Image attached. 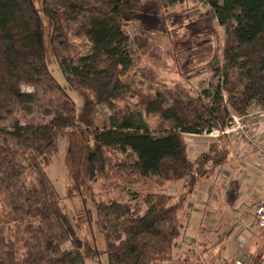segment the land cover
<instances>
[{
    "label": "trees",
    "instance_id": "trees-1",
    "mask_svg": "<svg viewBox=\"0 0 264 264\" xmlns=\"http://www.w3.org/2000/svg\"><path fill=\"white\" fill-rule=\"evenodd\" d=\"M191 2L195 7L184 15H166L171 7L188 8ZM188 19L200 34L219 24L226 39L221 46L213 34L197 45L195 54L209 60L210 81L193 106L187 102L178 112L165 110L169 127L153 133L134 109L135 97L146 107L151 100L133 89L127 76L136 63L126 47V26L166 32L169 21ZM46 26L65 87L93 96L86 101V115L98 105L112 112L102 125L74 114L30 128L17 119L35 105L22 85L50 82L64 91L49 69ZM79 32L114 60L72 65L68 39ZM252 106L264 110V0H0V209H5L0 264H86L103 255L108 264H192V257L174 258L175 243L189 222L187 200L227 166L231 140L220 135L191 159L185 136L224 132L234 116H246ZM61 138L66 140L67 199L91 201L95 224L85 208L73 221L48 176ZM84 219L102 235V249L93 236H80ZM187 248L206 264L208 243ZM253 261L264 264V257L254 255Z\"/></svg>",
    "mask_w": 264,
    "mask_h": 264
},
{
    "label": "rangeland",
    "instance_id": "rangeland-1",
    "mask_svg": "<svg viewBox=\"0 0 264 264\" xmlns=\"http://www.w3.org/2000/svg\"><path fill=\"white\" fill-rule=\"evenodd\" d=\"M34 1L36 2V0ZM200 1L204 2V0ZM187 6L188 8L181 6L171 7L166 11V15H184L187 12L186 10L195 7V3L191 2ZM193 19L195 21V16ZM193 21L188 19L174 25L169 21L166 32L144 31L137 23H131L126 26V31L129 35L126 47L136 63L127 72V76L134 81L133 89L139 90L143 98L151 100V105L146 107L140 105L139 98L135 97L133 102L135 101L138 106L134 109L136 112L141 111L143 115L139 119L144 121L153 133L169 127L170 123L164 121L162 117V113L165 110L174 109L178 112L181 106H186L187 102L193 106L197 93L210 81L211 70L209 71L207 69L209 60H204V58L199 57V54H195L197 45L209 41L207 39L213 34V40H218L221 46L225 42V30L219 24L213 23L210 26L211 31L206 29L205 31L207 33L200 34L198 26H195L196 23H193ZM44 40L47 46L49 69L64 91L55 89L50 82H46L40 86L22 85V90L33 96L35 105L31 114L17 115L20 124L23 127L30 128L41 123H47L59 116L68 117L74 114L75 117L84 115L87 122H92L94 126L102 125L112 115V112L107 107L98 105L92 109V114L88 113L86 115V101L89 98L93 99V96L87 90L77 86L74 87L73 91L65 87V77L49 48L50 31L48 26L44 30ZM68 42L70 44L68 55L73 59L72 65L74 66L78 65L81 60L86 63H103L114 60L113 57L93 47L81 32L75 35L72 33L69 36ZM190 54H194V58ZM64 93H68L70 96V98L68 97L69 100L64 97ZM157 94L159 96H156ZM189 96L191 99L188 98ZM71 102L74 105L73 110H70ZM10 121H13V118L9 120L8 125L11 123ZM213 135L217 136L218 134L215 132ZM185 137L189 142L192 139H200V141L206 139V136L196 138L187 135ZM58 149L57 158L53 164L47 166V173L56 187L59 196L62 198V207L73 221H76L77 213H81L83 208L87 209L95 224L96 210L91 201H84L79 197L67 199L68 172L65 166V139H59ZM109 193L114 194L111 197L116 195L112 191ZM190 202L191 200L189 198L187 203ZM186 206L190 208L189 205ZM4 211L5 209L1 207L0 214H4ZM82 224L81 230L83 231L80 233V236L83 239L89 238L90 240L94 237L98 247L102 249V235L96 232L95 227V231L93 232L92 224L85 221V219ZM232 244L229 246L232 254L229 260L233 261V264H253L254 254L250 252L247 242L244 244L240 243L239 248H236ZM182 247V241L175 243V259L179 258L180 260H184L187 257H192V264H201L199 263L200 260H197V256L195 254L193 255L192 251L187 248V245L183 248V253ZM204 259L206 260V264L222 263L219 256L214 254V252L211 254L210 259H206L205 257ZM86 264H108V258L106 255H103L100 261L96 263L87 261Z\"/></svg>",
    "mask_w": 264,
    "mask_h": 264
},
{
    "label": "crops",
    "instance_id": "crops-1",
    "mask_svg": "<svg viewBox=\"0 0 264 264\" xmlns=\"http://www.w3.org/2000/svg\"><path fill=\"white\" fill-rule=\"evenodd\" d=\"M237 118L224 132L187 134L196 138L206 136L203 141L189 142L185 137L191 159L206 152L220 135L231 140L229 163L217 179L208 177L199 185L190 197V208L187 207L189 222L182 244L188 247L205 242L210 248L213 245L204 254L206 259L214 252L220 259L230 261L231 243L239 248L245 242L251 253L264 257V229L255 223V209L264 204V158L252 141L249 144L242 141L239 130V126H244L254 134L256 142L264 145V110L252 106L246 116ZM215 132L217 136L213 135ZM171 192L177 194L178 189Z\"/></svg>",
    "mask_w": 264,
    "mask_h": 264
},
{
    "label": "built area",
    "instance_id": "built-area-1",
    "mask_svg": "<svg viewBox=\"0 0 264 264\" xmlns=\"http://www.w3.org/2000/svg\"><path fill=\"white\" fill-rule=\"evenodd\" d=\"M237 119H238L237 116H234L233 117V123ZM232 124H231V126H232ZM239 130L242 131V135H241L242 141L246 144H249L252 141L254 143L255 149H257L260 156L262 158H264V145L258 141L256 142V139H253L254 134L252 132L248 131V129L245 130L244 126H239ZM217 133H219V132L217 131ZM255 223L258 226V228L264 229V204L259 205L255 209Z\"/></svg>",
    "mask_w": 264,
    "mask_h": 264
}]
</instances>
